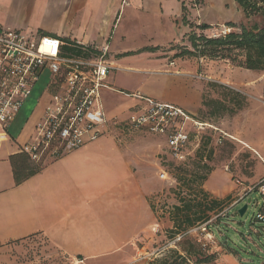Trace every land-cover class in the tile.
I'll use <instances>...</instances> for the list:
<instances>
[{
  "label": "crops",
  "instance_id": "obj_1",
  "mask_svg": "<svg viewBox=\"0 0 264 264\" xmlns=\"http://www.w3.org/2000/svg\"><path fill=\"white\" fill-rule=\"evenodd\" d=\"M183 1L0 0V27L18 29L31 36L44 34L66 41L108 43L107 59L114 69L107 75L110 88L102 91V104L106 116L111 118L103 94L117 91L110 82L114 70L134 68L132 65L144 61L158 64L156 69L162 72L186 74L160 69L159 59H150L156 50L148 49L174 42L185 31L186 25L180 21ZM200 1L202 9L209 12H199ZM195 2L197 11L191 15L208 26L233 21L241 15L226 8L234 0ZM118 92L126 93L122 89ZM43 105L41 95L22 122L14 124L20 109L5 134L0 128V264H15L11 261L13 252L23 242L37 237L44 238L60 254L80 264H87L89 260H96L92 264H101L99 258L118 252L122 258H128L137 241L151 235L158 219V212L148 198L151 184L139 170L141 157L124 141L134 132L123 133L111 126L97 140L46 162L36 174L15 184L10 156L19 153L21 145L30 139ZM177 106L193 115L200 103L190 111ZM130 109L134 112V107ZM111 132L117 135L110 136ZM157 136L164 139L162 153L167 154L164 136ZM255 139H260L256 148L249 146L264 152V127ZM161 162L158 160L157 175L161 171L168 175Z\"/></svg>",
  "mask_w": 264,
  "mask_h": 264
},
{
  "label": "rangeland",
  "instance_id": "obj_2",
  "mask_svg": "<svg viewBox=\"0 0 264 264\" xmlns=\"http://www.w3.org/2000/svg\"><path fill=\"white\" fill-rule=\"evenodd\" d=\"M198 3L201 4L199 12H209L208 9H202L201 1ZM226 8L229 12H241L240 17L233 20L236 27H233L232 31L239 32L240 24L250 28L264 27V13L245 17L236 2L227 4ZM196 9L192 6L187 7L182 2L186 22L181 19L180 21L186 23L185 31L180 33L176 41L158 46L150 57L152 60L159 59L160 69L164 71L171 69L186 72L187 75L162 72L156 69L158 64L144 61L132 65L134 68L120 67L113 71L110 79L111 85L117 91H105L104 105L111 118L115 117L122 121L133 113L130 106L133 107L138 99L131 96V93H137V90L141 91L139 93L142 95L146 92L158 101H171L189 111L200 103V107L192 116L200 121L211 122L230 137H226L220 145H215L209 137L203 139L201 147L189 157L185 167L192 170L195 161L201 155L200 159L206 162L210 169L203 188L211 196L223 200L222 206L216 214H211L208 228L204 227L205 224H199L190 228L183 237L181 235L170 237L168 231L172 222L169 211L176 203L178 191V182L170 174L179 163L171 160L168 151L167 154L162 153L164 151L162 137L151 133L134 132L124 141L141 157L139 170L151 184L148 198L158 212V219L151 235L137 241V247L134 252H130L128 258H122L118 252L99 258L101 264H116L117 261L119 264H146L152 258L165 254L170 248L187 250L189 246L183 239L197 242L204 254L213 256L210 261L199 264H264V226L255 221V214L262 207V198L255 191L248 193V188L264 175V152L258 150L256 154L241 142L244 141L255 148V144L260 143V139L255 138L262 134L264 127V71L240 66L245 58L239 51H236L233 60L175 57L174 54L182 48L191 49L187 37L191 29L197 34L206 36L211 34L210 30L201 31L194 28L196 24L203 23L201 19L191 15L195 14ZM219 25H211L208 28ZM48 75V72H44L39 76L30 96L22 105L21 114L14 122L15 125L18 124L16 122H22L36 106L37 100L46 88ZM120 89L130 94L118 92ZM230 90L240 94L242 101L238 99L239 105L236 101L234 103L235 95ZM202 101L207 105L203 106ZM109 135L116 136L117 133L111 132ZM211 135L215 138L218 131H212ZM160 159L168 171L165 179H160L157 175ZM37 165L42 168L45 163ZM245 194L251 197V201L245 212L240 215L237 210L247 199L238 204L234 202L241 197L244 198ZM177 243H180V246L175 245ZM11 261L15 264H80L74 258L67 259L42 237L23 242L22 247L17 248L11 255ZM95 261L89 260L86 263L92 264Z\"/></svg>",
  "mask_w": 264,
  "mask_h": 264
},
{
  "label": "built area",
  "instance_id": "obj_3",
  "mask_svg": "<svg viewBox=\"0 0 264 264\" xmlns=\"http://www.w3.org/2000/svg\"><path fill=\"white\" fill-rule=\"evenodd\" d=\"M187 7L197 8L195 0ZM231 27L221 24L208 28V37H222ZM108 43H88L78 39L63 40L54 35H28L18 29L0 27V128L5 130L31 94L39 76L48 72L43 109L30 139L20 151L36 164H43L68 154L103 136L111 126L123 133L138 130L162 135L168 155L176 163L186 162L200 148L203 139L222 144L229 134L208 121L194 118L181 107L154 100L139 92L134 112L122 121L108 118L102 104V91L110 70ZM218 131L212 138L211 132ZM264 163V160H263ZM160 179L167 178L161 171ZM262 198L255 221L264 226V175L248 188ZM250 198L236 200L234 204ZM249 201V202H250ZM248 202V203H249ZM247 203V205H248ZM247 208V207H246Z\"/></svg>",
  "mask_w": 264,
  "mask_h": 264
},
{
  "label": "trees",
  "instance_id": "obj_4",
  "mask_svg": "<svg viewBox=\"0 0 264 264\" xmlns=\"http://www.w3.org/2000/svg\"><path fill=\"white\" fill-rule=\"evenodd\" d=\"M234 1L240 6L245 17H249L251 14L263 15L264 13V0ZM183 3L185 2L183 1ZM185 17L186 15L183 13L181 17L183 22H186ZM225 24L231 28L236 27V22L234 21H228ZM208 27V25L201 23L196 24L194 28L204 31ZM187 37L191 49L184 47L174 54L175 57L230 58L233 60L235 53H237L236 51H239L243 53L245 58L240 66L250 70L264 71V27L250 28L244 24H240L239 32L231 30L222 37H208L204 34H197L195 30L191 29ZM148 49L149 51H155L158 47ZM230 92L235 95L233 98L234 103L235 101L238 103V99L242 101L238 92L233 90H230ZM201 103L203 106L207 105L204 101ZM200 158L201 155L195 161L192 170H188L185 167L187 160L184 163H179V166H176L170 174L178 182L176 203L169 211L172 222L168 231L170 237L175 235H181L183 237L190 228L199 224H205L204 227L208 228L210 226V222L208 221L211 218V214H216L222 206L223 200L211 196L203 188V183L206 181L210 169L208 164ZM10 162L15 184L21 183L42 169L33 163L27 154L21 151L10 156ZM184 241H187L189 246L187 250L182 249L180 251L175 248H170L165 254L152 258L146 264H199L212 259L213 256L211 254H204L197 242L188 239H183ZM175 245L180 246V243Z\"/></svg>",
  "mask_w": 264,
  "mask_h": 264
},
{
  "label": "water",
  "instance_id": "obj_5",
  "mask_svg": "<svg viewBox=\"0 0 264 264\" xmlns=\"http://www.w3.org/2000/svg\"><path fill=\"white\" fill-rule=\"evenodd\" d=\"M249 201H250V198H247L246 202H245L241 207L238 208L237 212H238L240 215H242V214L245 212L246 207H247V203H248Z\"/></svg>",
  "mask_w": 264,
  "mask_h": 264
},
{
  "label": "bare ground",
  "instance_id": "obj_6",
  "mask_svg": "<svg viewBox=\"0 0 264 264\" xmlns=\"http://www.w3.org/2000/svg\"><path fill=\"white\" fill-rule=\"evenodd\" d=\"M242 143H243V142H242ZM243 144H244L245 146L249 147L254 153L258 154V152H257L254 148L250 147L248 143L244 142Z\"/></svg>",
  "mask_w": 264,
  "mask_h": 264
}]
</instances>
